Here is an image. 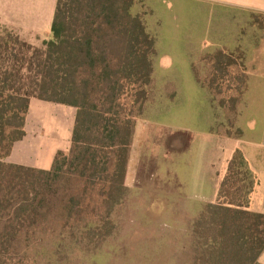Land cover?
I'll return each instance as SVG.
<instances>
[{
  "label": "trees",
  "instance_id": "16d2710c",
  "mask_svg": "<svg viewBox=\"0 0 264 264\" xmlns=\"http://www.w3.org/2000/svg\"><path fill=\"white\" fill-rule=\"evenodd\" d=\"M148 1L57 0L52 38L40 46L0 20V264H61L118 231L137 122L166 124L178 94L163 77L170 67L158 66L172 45L158 42L151 12L139 6ZM254 18L261 23L264 14ZM186 55L172 68L187 64L205 85L200 64ZM229 63L217 57L222 76L211 77L212 90L229 79ZM169 84L174 91L164 93ZM33 98L75 110L70 147L56 151L49 169L7 161L26 135ZM257 184L245 154L235 150L216 202L204 204L195 220L204 248L199 264H262L264 212L250 209Z\"/></svg>",
  "mask_w": 264,
  "mask_h": 264
},
{
  "label": "rangeland",
  "instance_id": "374dc122",
  "mask_svg": "<svg viewBox=\"0 0 264 264\" xmlns=\"http://www.w3.org/2000/svg\"><path fill=\"white\" fill-rule=\"evenodd\" d=\"M147 4L142 7L140 3L139 6L149 14L151 12V25L157 30L158 42L172 45L169 55L161 56L158 66L163 70L170 67L163 77L176 86L178 94L170 103L169 117L161 121L166 124L148 120L137 122L126 176V185L131 192L122 215L117 218L118 231L104 242L95 244L93 249H76L69 253L61 264L200 263L197 258L204 248L200 231L194 224L208 192L198 181L199 170L206 153L213 155L214 141L197 133L205 132L209 126L205 120L208 111L205 98L195 84L194 76L187 70V64L182 62V70L175 72L173 59L179 56L185 59L187 50L186 60L196 58L200 64L198 75L209 86L211 77H204V74L211 62L205 60L208 54H195L199 49L197 44H225L239 38L243 40L241 43H248L252 34L261 30L253 25V16L207 0H149ZM262 20L260 24L264 25ZM160 80L157 77V83ZM226 80L232 79L216 82L219 90L224 92L215 95L219 104L231 97L229 87H225ZM250 84V92L245 97L252 99L260 87H257L256 79ZM174 88L169 84L163 92L171 94ZM50 105L74 114V108L70 106ZM50 118L51 114L47 115L46 130ZM59 136L58 143L69 148L71 134L64 129ZM167 162L172 164L170 170L166 168ZM130 170L132 176H128Z\"/></svg>",
  "mask_w": 264,
  "mask_h": 264
},
{
  "label": "crops",
  "instance_id": "0c3cea01",
  "mask_svg": "<svg viewBox=\"0 0 264 264\" xmlns=\"http://www.w3.org/2000/svg\"><path fill=\"white\" fill-rule=\"evenodd\" d=\"M207 1L233 8L246 13L249 17L264 14V0ZM56 3L57 0H0V20L4 27L13 29L30 44L39 46L44 40L52 38ZM253 22L261 31L256 35L252 34L248 43H241L243 40L239 38L225 44L224 42L197 44L199 49L195 50V54L198 53L200 56L203 53L208 54L209 57L205 60L211 62L207 65L208 70L204 77L222 76L215 62L219 55L224 54L230 61L223 66L226 71L224 76L232 79L225 82V87H229L230 90L228 93L231 95L230 99H223V103L219 104L215 95L224 93L219 90L220 86L215 84L212 91L210 85H200L193 78L208 108L205 115V120L209 123L208 129L197 133L207 135L214 141L213 155L207 152L204 156L198 181L208 192L202 203H215L228 162L235 150L241 149L258 178V184L251 195L250 209L264 212V25L256 23L255 18ZM187 45L191 47L190 44ZM190 60L196 61V58ZM252 79H256V85L260 88L256 90L257 95L250 99L245 95L250 92L249 85ZM212 92L216 111L212 106ZM50 104L53 103L31 99L25 125L26 135L15 142L7 158L8 162L49 169L56 151L66 149L58 143L59 135L64 129L72 134L75 110L72 115L69 111L52 108ZM49 114H51L49 129L46 130ZM128 176H132L131 170ZM259 261L264 264V251Z\"/></svg>",
  "mask_w": 264,
  "mask_h": 264
}]
</instances>
